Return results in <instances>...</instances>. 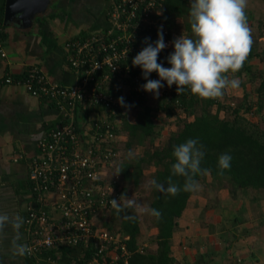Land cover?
<instances>
[{
  "label": "built area",
  "instance_id": "1",
  "mask_svg": "<svg viewBox=\"0 0 264 264\" xmlns=\"http://www.w3.org/2000/svg\"><path fill=\"white\" fill-rule=\"evenodd\" d=\"M107 2V26L97 33L70 38L65 44L66 60L77 74L75 84L52 81L37 67L4 79L33 96L55 102L67 119L39 141V154L29 162L36 206L28 208L23 227L30 264H75L46 251L63 245L82 249L90 242L95 250L86 264H120L121 259L127 264L129 236L97 224V215L112 208L109 200L118 199L112 181L107 180L109 166L118 156L114 149L118 144L117 111L122 107L118 98L123 97L126 106L128 97L149 94L141 88L146 80L132 59L147 46L145 38L148 43L156 41L158 29L162 28L167 45L162 50L170 49L172 38L161 18L163 0ZM2 31L0 21V56L5 58ZM148 79L159 77L152 72ZM175 86L163 85L159 94H169Z\"/></svg>",
  "mask_w": 264,
  "mask_h": 264
},
{
  "label": "trees",
  "instance_id": "2",
  "mask_svg": "<svg viewBox=\"0 0 264 264\" xmlns=\"http://www.w3.org/2000/svg\"><path fill=\"white\" fill-rule=\"evenodd\" d=\"M191 0H163V15L166 26L170 30L169 36L172 38L174 28H178L177 19H185L183 26L186 33L191 36L189 24V7ZM82 36H85L82 34ZM166 51L161 50L158 54V63L164 67H170L167 63ZM259 57V61H264V55L252 50L248 55L243 68L235 73L237 76L246 77L247 81L253 83L252 93H256V99H248L249 92H245L241 101L224 103L219 99H202L185 88L182 93H177L176 86L169 94H163L159 97L157 105L152 107L148 102V95L135 98H127V105L118 109L119 115L126 114V108H137V121L130 122L123 119L121 129L128 133L127 145L132 147L133 144H143L146 138L151 142L159 135L160 130L157 129L153 118L158 113L163 112L167 118H173L177 121L179 129L174 131L169 136V141L166 147L156 149L148 156L137 159L136 162L127 161L125 158L115 166V160L109 166L107 180L112 181L116 190L117 198L123 194L126 189L125 184L132 183L133 189L136 188L144 177V164L152 163L157 169L153 179L162 183L167 187V181L171 178L172 182L177 185H182L183 177L174 176L172 174L171 165L175 163L172 156L174 146H178L186 142L188 139H197L200 145H203L205 155L201 161V168L209 169L212 179L226 181L229 186V194H233L239 198V193H244L243 189H264V128L248 118L246 113L253 112L256 106V111L261 113L264 108V68L251 60L252 57ZM255 83L257 85L255 86ZM244 84V83H243ZM216 106L213 111L212 107ZM224 109L229 110L232 115L229 117H220L219 112ZM125 117V115H124ZM77 124V122H76ZM120 126L116 128L119 134ZM115 151H119V146L114 147ZM228 153L231 155V166L221 172L218 168V157ZM120 157V155H118ZM117 158V157H116ZM160 166V168H158ZM122 170L118 175L117 170ZM110 171V172H109ZM112 173V176L110 175ZM206 175H197V181L205 180ZM124 183V185H123ZM242 189V190H240ZM241 191V192H240ZM126 192H124L125 195ZM193 192L180 191L177 195L172 196L164 192H158L153 189L150 207L158 209L161 212L159 219L153 217L157 232L154 236L156 249L148 251L144 246L140 248L138 236L140 234V225L138 218L127 220L126 215H132L130 209L122 212V219L118 224H113L115 221H102V225L107 230L118 233L121 236L128 235L126 240L127 264H173L175 261L172 255L171 239L174 236V231L177 226V218L181 216L186 208L187 202ZM241 198V197H240ZM108 209L104 210L103 215ZM111 213L118 214L113 208H110ZM239 216H234L233 219L242 220L240 208L236 210ZM108 212V211H107ZM231 212V210H230ZM101 219V217H99ZM104 219V217H103ZM94 242H90L87 247H77L81 250L80 255L73 256L70 261L75 264H86L92 260L95 250ZM68 248L60 246L58 249L46 251L52 257L61 260L63 255H66ZM210 254V256H208ZM214 252L205 251L202 256V261L188 264H214ZM58 256V257H57ZM123 264V260H119ZM230 264H233L232 262Z\"/></svg>",
  "mask_w": 264,
  "mask_h": 264
},
{
  "label": "crops",
  "instance_id": "3",
  "mask_svg": "<svg viewBox=\"0 0 264 264\" xmlns=\"http://www.w3.org/2000/svg\"><path fill=\"white\" fill-rule=\"evenodd\" d=\"M260 1L263 0H248V4L260 12ZM6 2L7 0H0V21L3 26L1 38L6 51L5 58L0 56V217H3L0 220V264H30L25 256L28 237L23 227V218L28 208L36 206L28 178L29 162L39 154V141L49 131L63 125L67 119L65 111L55 102L33 96L22 86L5 83L4 79L8 74L19 77L29 68L37 67L52 81L64 85L75 84L77 74L66 60L65 44L70 38L103 30L107 26L108 2L47 0L44 10L37 13L30 23L24 22L17 15L5 20ZM249 9L247 7V19L251 20ZM253 32L257 33L256 29ZM252 36L255 35L251 32ZM263 36L264 32H260L254 39L264 40ZM259 67L264 68V61ZM230 210L235 212L232 208ZM232 221L226 226L224 222L221 223V232L216 234V239L224 246L217 248L215 241L213 242L211 251L214 255L222 252L217 261L214 258V264L221 259L224 263L226 257L228 262L225 264H230L235 259L245 261L246 264H259L262 259L264 261V239L261 236L263 225L260 226L259 222H248L244 225L242 222ZM230 231L233 238L228 243L226 237L230 235ZM239 239L243 242V248L238 244V252L235 249L231 251ZM208 246L210 243L206 244V248ZM67 248L68 252L62 257L65 262L81 254L77 246ZM174 248L172 245V255ZM206 250L200 252L203 254ZM246 251L248 255L240 256ZM238 253L240 254L237 257ZM263 261L261 264H264Z\"/></svg>",
  "mask_w": 264,
  "mask_h": 264
},
{
  "label": "clouds",
  "instance_id": "4",
  "mask_svg": "<svg viewBox=\"0 0 264 264\" xmlns=\"http://www.w3.org/2000/svg\"><path fill=\"white\" fill-rule=\"evenodd\" d=\"M247 5L248 0H191L189 24L192 35L188 37L181 34L174 38L173 52L166 58L171 66L165 68L158 63V54L167 47L162 28L158 29L154 43H148L149 38H145L147 46L132 59V65L141 68L146 80L141 85L142 90L158 96L163 87L161 81H166L169 87L176 85L177 93H182L187 88L199 98L219 99L226 90L239 88L241 80L235 77V73L243 68L253 43L252 29L248 25L246 14ZM152 72L159 79H148ZM118 103L124 106V98L119 97ZM204 155L203 145L197 139H188L174 146L172 156L175 163L171 165L172 174L183 177V184L177 185L169 178L165 187L152 179L148 182V187L172 196L180 191H199L201 185L195 177L210 172L200 166ZM231 159L228 153L218 157L217 164L221 172L230 168ZM121 171L118 169L116 175ZM109 203L117 214L132 209L136 215L147 214L157 219L162 215L158 209L140 204L124 194L118 199H110ZM124 218L134 220L136 216L126 215Z\"/></svg>",
  "mask_w": 264,
  "mask_h": 264
},
{
  "label": "rangeland",
  "instance_id": "5",
  "mask_svg": "<svg viewBox=\"0 0 264 264\" xmlns=\"http://www.w3.org/2000/svg\"><path fill=\"white\" fill-rule=\"evenodd\" d=\"M251 2H253V0H251ZM260 4L262 5L260 12H257L255 7L253 6L251 8L250 4L247 5V7L250 8L249 11L250 15L252 16L251 20L247 19L248 25L252 29V33L255 36L260 32H264V0L260 1ZM247 13L248 11L246 8V14ZM184 21L185 19H177L179 25H177L178 28L175 27V30L172 32V41L174 40V38L179 37L181 34L184 36L191 37L186 33V29L183 26V24L185 23ZM253 29H256L257 33H254ZM254 37L252 36V50L254 52L262 53V55H264V40L259 39V41L257 39L258 41H256ZM259 37L261 36H258V38ZM172 41L170 44V49L166 50V53L164 54L169 55L173 52ZM251 60L257 62L259 65L261 63L262 65V61L258 62L259 57L257 56L252 57ZM165 68L168 67L165 66ZM235 77L241 80L239 88L226 90L220 100L224 103H231V105L234 106V102L241 101V98L243 97L244 93L249 91L250 92L248 95V99L255 100L256 93H252L251 91L253 83L247 81V78L244 76L240 77L235 75ZM161 82V84L167 85L166 81ZM256 85L257 83H255V86ZM159 91H161V89ZM160 96V94L158 96H155L154 93L149 92L147 102L152 107H154L157 105ZM212 110L215 111L216 106H213ZM125 113V117L124 115L123 117L122 115H119V117H117L116 123H118V126H120L121 123H123L125 120H128L130 122L137 121V108L128 107ZM246 115L249 119L256 123H259L260 126L264 128V108L262 109L261 113H258L256 111L255 106L253 112L250 111L249 113H246ZM219 116L230 118L232 115L229 113V110L226 111L222 109L219 112ZM123 119L125 120L123 121ZM153 121L157 129L160 130L159 135L156 136L151 142L146 138L143 144H133L132 147H129L127 145V140L129 138L128 133L123 131L120 126L118 134V155H120V157L117 156L115 160V166L118 165L119 167L120 163L123 161L124 158L125 162H136L137 159L148 156L149 153H152L156 149H162L166 147L169 141V136L174 131H177L179 129V127L177 126V121L173 118H167L163 114V112L158 113V115L153 118ZM158 168H160V166ZM156 169L157 167H155L152 163L144 164V177L141 180L140 184L133 189L132 183H127L125 184L126 189L123 190L122 193L124 194V192H126L125 196H127L128 198H133L137 200L138 203L145 204L150 207V200L152 199V193L154 188L148 187V182L153 179ZM110 175L112 176V173H110ZM204 179L205 180L203 181H198L201 185V189L192 193L189 198V201L187 202L186 208L183 210L181 216L176 219L177 226L174 231V236L171 239V245L175 247L173 250L175 261L173 264H179V261L181 262V264L191 262L194 263V259H196L197 262L202 261L203 254L201 252L204 249H207L206 251L211 250L213 248L214 241L216 243L217 248L220 245L223 247L224 244L219 243V240L216 239V237H218V235L216 236V234H218L219 231L221 232V223L223 222L225 223V226L230 225V223L233 222L232 220L242 222L244 225H246L248 222H259L260 226L263 225V229L261 230V236L262 239H264V189H243L244 193H240V196L242 198H236L235 196H232L233 194H228L229 186L225 180L221 181L219 179H212L210 174H207ZM239 206L241 210L240 213L242 214V221L240 220V218H238L237 220L233 219L234 216L240 215L239 212L236 211ZM230 208H232V210H235V212H230ZM107 211L104 215L102 212L97 215V217L102 216L101 219H99L98 217L97 224H102V221H115L113 222V224H118L123 218L122 212L115 217V214L111 213V210ZM130 213L136 216L139 221V245L142 247L144 246V248H146L148 251H154L157 247L156 242L154 241V236L157 232V228L155 227L153 216L147 214L136 215V213L132 209H130ZM248 228H251V226H248ZM225 229L228 228L225 227ZM225 229H223V232H225ZM125 237H128V235H125ZM219 237L222 236L219 235ZM226 238L228 239V243L232 240L233 236L231 234V231L230 235H228ZM236 242L238 243H236L235 247L233 246L231 251L235 249L238 252V244L241 246V249L243 248V245H241V243H243L242 240L239 239ZM207 243H210V246L206 248ZM263 246L264 244H262V247ZM227 248L228 246H226L225 248L226 255L228 253ZM199 252L201 254L197 255ZM239 254L240 253L237 254V257L239 256ZM246 255H248V251L240 254V256ZM208 256H210V254H208ZM221 256L222 252H220L218 255H214L215 261H217V259H219ZM262 261L263 259L259 261V264H261ZM208 262L206 261V264ZM225 262H228L227 257ZM225 262L223 263V259H221L216 264H225ZM230 262H232L233 264H239L238 262H240L241 264H246L245 261L242 262L241 260L238 261L236 259L231 260ZM256 264H258V262Z\"/></svg>",
  "mask_w": 264,
  "mask_h": 264
},
{
  "label": "water",
  "instance_id": "6",
  "mask_svg": "<svg viewBox=\"0 0 264 264\" xmlns=\"http://www.w3.org/2000/svg\"><path fill=\"white\" fill-rule=\"evenodd\" d=\"M47 0H7L5 20L17 15L24 22H31L34 16L43 11Z\"/></svg>",
  "mask_w": 264,
  "mask_h": 264
}]
</instances>
